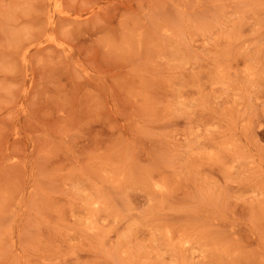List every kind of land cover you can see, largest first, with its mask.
<instances>
[{
	"label": "rangeland",
	"instance_id": "1",
	"mask_svg": "<svg viewBox=\"0 0 264 264\" xmlns=\"http://www.w3.org/2000/svg\"><path fill=\"white\" fill-rule=\"evenodd\" d=\"M0 264H264V0H0Z\"/></svg>",
	"mask_w": 264,
	"mask_h": 264
}]
</instances>
